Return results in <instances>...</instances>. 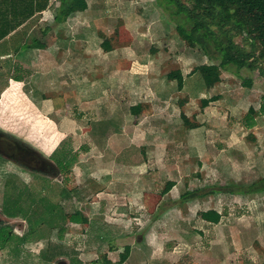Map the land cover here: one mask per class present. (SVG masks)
Returning <instances> with one entry per match:
<instances>
[{"label":"rangeland","instance_id":"374dc122","mask_svg":"<svg viewBox=\"0 0 264 264\" xmlns=\"http://www.w3.org/2000/svg\"><path fill=\"white\" fill-rule=\"evenodd\" d=\"M164 8L161 0H80L63 27L32 21L23 29L28 45L37 39L45 48L19 58L37 66L52 59L60 68L49 75L20 67L10 74L16 87L0 98V130L61 174L0 162V227L27 237L26 264H48L40 254L53 248L67 255L49 264H264V192L253 194L264 181V117L244 126L251 108L259 112L263 78L223 72L208 91L200 73L191 74L208 59L180 37V18ZM233 38L251 51L244 36ZM257 40L264 46V34ZM177 70L183 90L167 79ZM249 76L253 87L243 84ZM7 79L2 74L0 89ZM35 85L50 99L34 96ZM65 153L77 156L67 175L57 163ZM238 187L245 193L228 191ZM194 189L215 193L183 203ZM13 192L31 216H9L17 211ZM48 203L61 205L68 220L81 211L89 223L50 230ZM209 210L222 215L219 224L202 219ZM8 255L0 251V259Z\"/></svg>","mask_w":264,"mask_h":264},{"label":"trees","instance_id":"16d2710c","mask_svg":"<svg viewBox=\"0 0 264 264\" xmlns=\"http://www.w3.org/2000/svg\"><path fill=\"white\" fill-rule=\"evenodd\" d=\"M161 1L165 4V11H172V13L170 12L171 17L180 18L181 21L176 20L177 22L175 21L176 23L174 24L180 37L194 48H198L202 52V55L208 59V64L197 67L191 73H200L208 91H211L221 83L223 72H228L238 78H244L241 76L244 69L252 73L259 72V76L263 78L264 85V46L259 45L257 40L259 33L264 34V0H191L195 3L193 8L183 4L181 0ZM50 3L51 0H0V42L37 14L47 11L50 8ZM76 3H80V0H59L58 6L54 10V25L51 28L59 29L63 27L67 19L73 14ZM236 34L244 36L247 39L252 47L251 51L245 50L234 41L233 37ZM105 43L106 49L110 50V43L108 41ZM44 48L45 46L42 43L34 39L33 44H26L21 52ZM167 79L168 81L176 82L178 89L183 90L185 77L182 71L170 72ZM17 80L20 81V78H17ZM243 84L246 87H253V77L249 76L245 78ZM207 106L208 101L203 100V107ZM142 108L143 106L138 104L131 108V112L134 115H138L141 113ZM256 115L264 117V86L259 112H256L254 108L249 110V115L244 122L245 128L253 129L257 125ZM70 155V153H65L61 158L57 159V163L65 175L71 172L77 162V156L72 155L71 157ZM7 185L9 186V184ZM174 185L172 182L168 183V186L171 188ZM255 187L256 189L253 194L263 193L264 181ZM237 189L238 191H228L231 194L245 193L242 188L238 187ZM200 191L197 189L188 190L180 199L183 203H188L207 194L215 193V191L210 190L207 194L200 195ZM15 192H13V195H15L14 202L17 200V204L21 203L23 196L21 193L15 194ZM16 196L18 197L16 198ZM21 204L17 205L15 214H9L10 217L21 214H24L25 217L31 216L29 209L25 210ZM60 206L58 204L54 206L49 203L47 206H43L47 213L51 215V218L48 221L46 220L47 222L45 223L50 230L56 231L61 228L64 231V226L68 221L82 225L89 223V219L80 211L73 212L68 220V217L64 214L65 211ZM201 217L206 222L217 225L220 223L222 215L217 211L209 210L203 212ZM57 218L62 225L58 226L56 224ZM28 233L34 234L31 229ZM44 237L47 236L44 235ZM44 237L42 236L41 239L44 240ZM25 238L27 237L19 238L7 226L0 228V251L9 249L14 255L18 256L20 253L18 247L23 245V241H26ZM51 250H45L40 254V258L48 264L52 263L57 256L65 254L61 252L60 248H53ZM125 250L126 252H130V247H127ZM61 263L64 264L65 262ZM74 264L81 263L76 262Z\"/></svg>","mask_w":264,"mask_h":264},{"label":"crops","instance_id":"0c3cea01","mask_svg":"<svg viewBox=\"0 0 264 264\" xmlns=\"http://www.w3.org/2000/svg\"><path fill=\"white\" fill-rule=\"evenodd\" d=\"M57 6H58V0H51L50 8L47 11H45L41 14H37L30 21H27L26 23H24V25H22L19 29H17L15 32H13L11 35H9L6 39H4L3 41L0 42V77L2 76V74H5L6 77L8 76V79L6 80V86L0 89V98L1 99H3V97L5 98L11 92V90L14 87H16L15 86L16 84L13 82V79L10 76V74H13L14 71H17L20 67L23 70V68H27V67L31 66L32 68H34V71H36L37 68L40 67V70H38V71L44 72V74H49V75L53 74L54 72L59 73L58 69H60V68H59L58 62H55V64H53L52 59L50 61H43L45 63L43 65H41L43 62H39L40 64L37 63L38 64V66H37V65H32L35 62L28 63L24 59L22 61V59L19 58L22 54L21 51L23 50V48H25V46L27 44V38H28V36H30L29 34L24 32L23 29L25 28V26L32 23V21H38L39 23H43V25L52 26V24L54 23V16H53L54 10ZM69 18L67 19L65 24H67ZM23 32H24V34H23ZM38 56H40V54L34 55L35 60H37ZM50 56L53 57L52 55H50ZM10 57H12V60H10V64L7 65L6 61ZM16 63H20V64H16ZM46 65H47V67H46ZM41 66H44V68L45 67L46 68L43 69V67H41ZM36 74H38V73H36ZM36 77H40V80L42 78V76H38V75ZM17 82H19V81H17ZM35 84H37V83L35 82ZM17 89H18V87H17ZM31 89L35 91L34 96L39 95L42 97L41 100L46 101L47 99H50L48 97L43 98V96L40 95V91H39L40 86L38 88V86L36 87V85H35V87H33ZM22 95H23V92H22ZM24 95H25V93H24ZM57 98H59V95L57 96ZM23 246L24 245H20L18 247V249L20 250V253L18 256L14 255V253H13V256H9V255L5 256V257L0 259V264H26L27 261L25 262V259L23 258V255H25V250H24ZM6 250H9V249H6Z\"/></svg>","mask_w":264,"mask_h":264},{"label":"flooded vegetation","instance_id":"af4514ba","mask_svg":"<svg viewBox=\"0 0 264 264\" xmlns=\"http://www.w3.org/2000/svg\"><path fill=\"white\" fill-rule=\"evenodd\" d=\"M3 161L12 163L20 169L30 170L31 172L51 174L55 178H58V176L61 175L60 172L56 170L54 164L46 161V158L36 152L34 148L29 146V144H26L15 136L0 130V162ZM3 227L6 226L0 228Z\"/></svg>","mask_w":264,"mask_h":264},{"label":"water","instance_id":"95a60500","mask_svg":"<svg viewBox=\"0 0 264 264\" xmlns=\"http://www.w3.org/2000/svg\"><path fill=\"white\" fill-rule=\"evenodd\" d=\"M64 264H66V263H64Z\"/></svg>","mask_w":264,"mask_h":264}]
</instances>
